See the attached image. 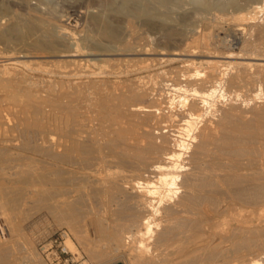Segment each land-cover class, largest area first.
<instances>
[{"label":"bare ground","instance_id":"6f19581e","mask_svg":"<svg viewBox=\"0 0 264 264\" xmlns=\"http://www.w3.org/2000/svg\"><path fill=\"white\" fill-rule=\"evenodd\" d=\"M173 1L170 11L157 12L145 0H0V95L6 97L0 111L31 113L21 117L35 126L25 143L47 157L44 192L52 215L61 219L66 207L91 227L95 219V246L102 242L105 249L96 264L122 255L131 264H264V217L257 214L264 207V162L257 158L259 151L264 156V88L260 81L244 98L231 90L257 81L251 75L264 66L263 47L239 56L223 51L227 37L212 38L216 53L205 41L189 42L219 28L231 7L228 30L237 41L244 30L239 19L264 22V0ZM144 28L165 30L172 55L190 57L171 83L132 78L140 63L157 66L169 53L159 50L161 34L152 42ZM216 97L235 100L213 120ZM7 121H0L4 143ZM5 192L0 185V213L9 224L0 264L10 262L13 246L10 209L23 201ZM239 206L257 212L261 225ZM209 209L219 220L212 222ZM32 264L47 263L38 256Z\"/></svg>","mask_w":264,"mask_h":264},{"label":"rangeland","instance_id":"374dc122","mask_svg":"<svg viewBox=\"0 0 264 264\" xmlns=\"http://www.w3.org/2000/svg\"><path fill=\"white\" fill-rule=\"evenodd\" d=\"M139 1H142V0H139ZM145 1H151L150 2L151 5L154 7L155 11L157 10V12H162V11H165V10L166 11H170V8L173 7V2H174L173 0H171L170 1L171 4L169 3V1H167V4H166V2L163 1V0H159V1L156 0L157 2H155V0H145ZM245 2H246V0H245ZM242 3H243V1H242ZM161 5H163V6H161ZM161 7H163L164 9H162ZM160 8H161V10H160ZM168 8H169V10H168ZM234 11H235L234 8H232V7L229 8L227 10L226 15L223 18L225 21L223 19L222 20H218L220 22L219 28L217 27V28L213 29V27H212V28H209V29H205L203 31L204 33L201 36L197 37L196 41H195L194 37H191L189 42L191 44H193V45H198V44H201L203 41H205L208 44V46L212 49L211 51L215 52V49H213L214 45L212 44V40L214 39L213 40V43H214V41L216 40L215 38L221 36L222 38L223 37L224 38L227 37L226 41H225V39H223V40H224V42H226L225 43L226 46H227V43H228V46H230V47L227 46L228 49H225L223 51L232 49L233 52H238V54L237 53L236 54L239 55V56H248V55L252 56V55H254L256 53L257 50H260V51H257V52H261V48L262 47L264 48V35H263L264 34L263 33L264 32V29H263L264 28V22L263 21L256 22L257 24L259 23L258 24V28L259 29L256 30L257 29L256 23L255 24H253V23L251 24V23L246 22V21H244L242 19L241 20L239 19V23L241 24L240 26L244 27V30L242 32L243 34L241 33L243 36H241V34H240L238 36V39H236L237 41H235L234 40L235 39L234 35L232 33H230L229 30H228V27L232 23L231 17L233 15ZM261 17L263 18L264 16H261ZM213 22H212V24H216L215 21H213ZM262 22H263V24H262ZM245 24H246V26H245ZM260 24L263 26L261 31H260V28H261ZM253 25H255L256 28L253 27ZM251 30H253L254 32L251 31ZM255 30L257 31V33L255 32ZM205 31H206V35H205ZM248 31H249V33L253 32L250 35H252L253 38H255V39H257L259 36H262V35H263L262 36L263 38L261 37V38L257 39V41L255 42V39H253L252 36H251L252 39L249 37V33H247ZM165 32L166 31L163 30V29H160L159 32L156 29H147V28L145 29L144 28L143 30H141V33H142L143 36H146L150 41L153 39L152 42H155L154 38H155L156 35L160 36V34H161L160 40L162 42V47H160L159 50L160 51H164L166 49L169 53L165 56L167 61L166 60H163V61L161 60L157 64V66L154 65V67L152 66L151 68H143L142 67L143 63L142 64L140 63V65L137 66L139 68V72L137 73V75H133L132 78L133 77L134 78L135 77H137V78L139 77L142 81H145V82L147 81V82H149V84H151L155 80H158V76H159V83H161L162 81L163 82L166 81V82L171 83L172 79L176 76L175 74H178L179 70L181 68H183V65H185L187 63L185 60H187V58H190V57L186 56V57L178 59V58H176L175 56L172 55V52H173L174 48L170 47V44L167 43V41H166L167 38L165 37ZM208 33L210 35L209 37H208ZM226 33H227V35H226ZM214 34L217 35V36L215 37ZM218 34H220V35H218ZM245 36L247 37V40H246ZM184 37H187V36L184 35ZM243 37H245V38H243ZM233 40H234V42H233ZM248 40H249V42H248ZM163 41H165V42H163ZM228 41L231 43L232 48H231V45H230V43ZM260 41H261V43H260ZM262 42H263V44H262ZM243 44H245V45L247 44L246 47ZM255 44L257 45L256 46L257 48L255 47ZM258 44H260V45H258ZM248 45H250V46L248 47ZM171 46H173V45L171 44ZM233 46H234V48H233ZM163 47L164 48L166 47V48L165 49H161ZM263 48H262V52L264 51ZM250 49H252V50H250ZM244 50H246L248 52H246ZM240 53H241V55H240ZM170 54H171V56H170ZM263 54H264V52H263ZM149 56L150 57H154L155 54H151ZM158 56L160 57L161 55H158ZM202 57L203 58H207L208 56L207 55H201V56L199 55L197 58H202ZM168 59H170V60H168ZM236 60L239 61V59H233V61H236ZM254 68H252L249 71L250 74H251V72L253 73L254 70H256V68L255 69ZM140 69H142V70H140ZM257 70H258L259 73L260 72L261 73L259 74L257 72ZM257 70H256L255 73H253L254 75L253 74L251 75V77H253L254 79L256 77L255 80H257V81L255 83H251V81H250L249 84L246 82L247 84L233 85L231 87V90H236L237 89V91H239V93L242 94L241 95L242 98H244V97H251L255 93L254 89H258L260 87L259 85L262 84V86L264 88V85H263V83H264L263 81L264 80L262 81V79H264V76H263L264 75V72H263L264 71V66L260 70L259 69H257ZM232 71H236V69H233ZM158 72L160 73L159 75H158ZM161 74H163V75H161ZM167 74H169L170 76L167 75ZM258 74H259V76H258ZM164 76H166V78ZM258 77H260V78L258 79ZM152 78H154V79H152ZM167 79H168V81H167ZM150 80H152V81L150 82ZM160 85H158L159 89L162 87V84H160ZM253 86H254V89H253ZM249 87H251L250 88L251 90L249 89ZM173 93L175 94V92H173ZM245 93H248V94H245ZM158 96H159V94H158ZM159 97H161V95ZM4 98H6V97H3L2 95H0V99L1 100L4 99ZM216 99L218 101H216ZM229 99H231V98H229ZM229 99L228 100L227 99H223V101H222V99L220 100L219 97H216L214 99L213 103L216 104V105H214V106H216V107H214V108H216V110L212 109V110H215V111H213V113L211 112V116L210 117L212 119L213 118L217 119V118H219V116L222 117L223 112H224L223 111L224 110V105L226 107L227 105H229V104H227V102L230 103V101L235 100V99H231L229 101ZM5 101L8 102L9 100H5ZM5 101H3L2 103L5 104L6 103ZM220 101L223 102V103H221ZM225 101H226V103H225ZM239 101H241V100H239ZM220 104H223V105L219 106ZM11 111H13V110H10L9 112L6 110L5 113L3 111L1 113V111H0V116H1L0 117L1 118L0 121H2V119H4V121H6L8 119L7 124L5 126H6V129H7V132L9 130V134L8 135H10V137L9 136H7V137H9L8 138L9 142H11V143L13 142L12 144L9 143L8 141H5V143L4 142H0V147H1L0 148V163H1L0 167L2 166L0 168V185L2 186L4 191H6L5 193H6L7 197L13 198V197H16V195H17V196H19V198H23L24 202L22 201V203H21L23 206H21V204H20L19 206L14 207V209L13 208H11L12 210L10 209L11 214H13V217L15 218V229L13 230L14 234H12L13 235L12 239H14V240H12V244H13V246L11 247L12 250L9 251L8 260L10 262H8V264H32L33 263V258L37 259L38 256H40L41 259H43V261L45 263H47V264H96L99 261V259H100L99 255L105 249L103 247V243L102 242H99L98 243L99 245L95 246V219L93 221L94 224L91 227L90 226L91 223L89 221L87 223L85 222L86 220H89L88 218H86L84 220V217L82 215H80V214H79L78 217H77V215L74 216V213L73 212L71 213L72 210L69 211V209L66 208V207H62L61 208V211L63 210L62 211L63 213H61V215H63V217L61 219L58 218V216H57L60 213H53V215H52V211L49 208V201L46 200V193H45L46 192L45 190L48 189V184H46L47 183L46 177H47V173L49 172V169H48L49 168V166H48L49 163L47 161V157H46V155L44 153H42V152L40 153V151L35 150L33 148V145L29 144L28 142L25 143L28 140L25 133L28 130H30L31 128L34 129V127H35V126L34 127L32 126V123L28 124V120H26V118L28 116H31V113H26V114L22 113L21 114L20 112H16V110H14L15 112L14 111L11 112ZM221 111H222V113H221ZM214 112H215V114H214ZM9 113L13 114V115H10ZM14 113H17L16 114L17 116L16 115L14 116ZM12 116H13V119H12ZM25 116H26L25 119L21 118V117H25ZM213 116H215V117H213ZM18 118L20 120L23 119V120H21V122H23L24 124L23 123L20 124V121H19ZM18 125L20 127H17ZM8 126L10 127V129H9ZM25 129H27V130L25 131ZM21 130H23V131H21ZM13 131H15V132H13ZM19 131H21L22 134H20ZM12 132H13V135H11ZM14 134H15L16 138L14 137ZM14 143L16 144V146H15ZM1 145L2 146L5 145L4 147L7 148V149L6 150H4L5 148L2 149ZM21 145H23V146H21ZM29 149H32V150H29ZM6 151H8V152H6ZM35 152H37V153H35ZM260 153L261 152L259 151L258 152L259 155L256 154V155H258L257 158L260 159L258 161L264 162V160H263L264 156H261ZM9 162H10V164H9ZM66 166L68 167L69 165H66ZM69 167H71V166H69ZM26 170H27V173H26ZM39 174H40V177L38 176ZM41 174H43V175H41ZM25 176H28V177H25ZM33 188H35V189H33ZM23 192H25V193H23ZM7 193L11 194V195L9 196ZM14 194H15V196H14ZM22 194H23V196L21 197ZM38 196H39V198H38ZM40 197L41 198L45 197V198L41 199ZM24 198H25V200H24ZM33 199L34 200L36 199V200L34 201ZM31 201L34 202V206H36V207L33 206V202H31ZM35 202L37 203L39 208H38L37 205H35L36 204ZM46 202H48V203H46ZM41 204H45V205L47 204L45 206L46 208L44 207V205H42V207H41ZM239 208H241L242 210L239 209ZM78 210H80V209H78ZM87 210L88 209L85 208L84 211H87ZM238 210H240L239 211L240 214H241V212L244 211L242 216H245V217L248 216L249 219L251 218V220H253L256 224L261 225V223L259 222L258 218H261V217L263 218L264 217V214H263L264 213V207L262 209L260 208V209L257 210V211H260V213L263 214V215H261L259 212L258 213L255 212V213L258 214V216L259 215L261 216V217L259 216L258 218H256L257 215L253 216L255 213L251 214V209L249 207H240L239 206ZM0 211H1V208H0ZM247 211L250 212V215H248L249 213ZM208 212L211 213V214L210 213L209 214H210V218L212 219V222H216L217 220H219L220 213H218V212L215 213L214 210H210V209L208 210ZM244 213H245V215H244ZM55 214H57V215H55ZM68 215H69V217H68ZM70 223H73V225H76V227L78 229L80 228V230L83 229V232H84L83 235L84 236L80 237V238L75 236L73 230L70 227ZM87 224H89V226ZM243 224L244 225H246V224L248 225V223H246V222H244ZM8 226H9V224L7 225V228H8ZM64 232H67V235H65L64 238L60 237V234H62ZM68 237L70 238V241H68ZM63 247H65L66 252H64L62 250ZM74 247H75V249H74ZM33 248H35V249H33ZM32 250H33V252H32ZM128 259H129V257L128 256H124V255L118 256V257L109 256L108 260H106V262H104L102 264H117V263L131 264L130 260H128Z\"/></svg>","mask_w":264,"mask_h":264},{"label":"built area","instance_id":"2783aa9c","mask_svg":"<svg viewBox=\"0 0 264 264\" xmlns=\"http://www.w3.org/2000/svg\"><path fill=\"white\" fill-rule=\"evenodd\" d=\"M6 234H7V225L5 224V222L1 216V213H0V238L5 237ZM65 235H67V232L60 234V237L64 238ZM62 250L64 252H66L65 247H63Z\"/></svg>","mask_w":264,"mask_h":264},{"label":"water","instance_id":"95a60500","mask_svg":"<svg viewBox=\"0 0 264 264\" xmlns=\"http://www.w3.org/2000/svg\"><path fill=\"white\" fill-rule=\"evenodd\" d=\"M117 264H122V263H117Z\"/></svg>","mask_w":264,"mask_h":264}]
</instances>
